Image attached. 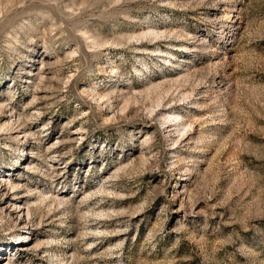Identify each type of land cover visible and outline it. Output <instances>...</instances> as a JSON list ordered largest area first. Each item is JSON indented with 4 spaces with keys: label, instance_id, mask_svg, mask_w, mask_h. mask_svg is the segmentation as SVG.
I'll return each instance as SVG.
<instances>
[{
    "label": "rangeland",
    "instance_id": "obj_1",
    "mask_svg": "<svg viewBox=\"0 0 264 264\" xmlns=\"http://www.w3.org/2000/svg\"><path fill=\"white\" fill-rule=\"evenodd\" d=\"M0 264H264V0H0Z\"/></svg>",
    "mask_w": 264,
    "mask_h": 264
}]
</instances>
